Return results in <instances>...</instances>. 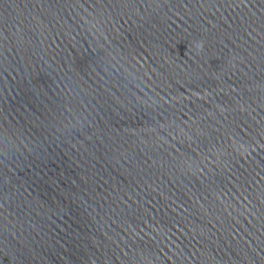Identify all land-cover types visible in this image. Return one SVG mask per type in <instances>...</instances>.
<instances>
[{
	"label": "water",
	"instance_id": "95a60500",
	"mask_svg": "<svg viewBox=\"0 0 264 264\" xmlns=\"http://www.w3.org/2000/svg\"><path fill=\"white\" fill-rule=\"evenodd\" d=\"M0 264H264V0H0Z\"/></svg>",
	"mask_w": 264,
	"mask_h": 264
},
{
	"label": "clouds",
	"instance_id": "9594fccd",
	"mask_svg": "<svg viewBox=\"0 0 264 264\" xmlns=\"http://www.w3.org/2000/svg\"><path fill=\"white\" fill-rule=\"evenodd\" d=\"M195 47H196L197 50H200L203 47V41L202 40L201 41H197L195 43Z\"/></svg>",
	"mask_w": 264,
	"mask_h": 264
}]
</instances>
